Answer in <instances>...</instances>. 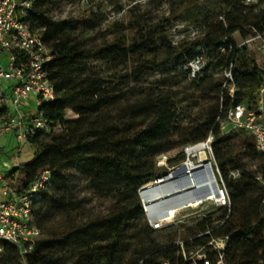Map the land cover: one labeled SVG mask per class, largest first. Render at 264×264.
I'll list each match as a JSON object with an SVG mask.
<instances>
[{
    "label": "trees",
    "instance_id": "16d2710c",
    "mask_svg": "<svg viewBox=\"0 0 264 264\" xmlns=\"http://www.w3.org/2000/svg\"><path fill=\"white\" fill-rule=\"evenodd\" d=\"M29 1L26 16L18 11L16 19L39 32L49 47L45 68L54 92V99L36 110L47 124L79 102L74 119L50 126L66 137L99 135L101 140L88 153L76 145L60 149L65 157L37 174L33 169L48 150L38 139L49 125L26 138L36 143L32 159L11 169L3 181L22 194L49 170V183L32 210L41 235L24 260L16 245L2 243L0 264H190L182 250L188 254L199 247L214 263L216 251L207 243L219 237H227L224 264H264V188L255 178H264V155L244 129L224 132L220 124L229 108L251 107L264 84V55L243 43L264 32V8L249 16L246 0H169L168 21L187 16L201 27L194 38L173 44L163 25L151 23L144 12H131L125 23L115 22L96 39L90 34L96 16L55 19L52 13L62 0ZM153 1L155 7L162 4ZM198 56L203 66L191 76L189 62ZM98 62L108 66V74ZM158 70L156 78L144 81ZM6 115L7 109H0V118ZM210 136L214 168L230 206L153 228L139 191L167 172L156 164L157 157ZM183 160L180 154L172 161ZM90 199L106 205L81 220Z\"/></svg>",
    "mask_w": 264,
    "mask_h": 264
},
{
    "label": "built area",
    "instance_id": "2783aa9c",
    "mask_svg": "<svg viewBox=\"0 0 264 264\" xmlns=\"http://www.w3.org/2000/svg\"><path fill=\"white\" fill-rule=\"evenodd\" d=\"M30 7L29 0H0V55L5 52L8 58L6 68L0 66V80L12 82L10 94L0 92V109H11L13 112L11 118L2 122L0 129L13 131L19 144H22L29 136L41 130H47L46 121L41 113L36 110L29 115L23 111V108L28 105L30 96L35 97L37 106L54 99L53 87L45 68L46 63L51 59L50 49L39 32L32 31L28 24L16 19V12L19 11L26 16ZM243 43L247 45L256 43L258 50L264 55V32L247 37ZM203 63L200 56L189 62L191 76L201 69ZM225 77L227 80H232L228 71L225 72ZM233 88L231 85L230 92ZM224 122L230 124L232 128H241L248 132L254 140L256 149L264 155V84L260 87L251 107L237 104L229 108L226 117L220 120V124ZM211 140L210 136L205 142L208 143ZM231 174L237 175L236 172ZM49 178V170H43L24 193L17 194L4 183L0 173V182H2L0 187L2 194V199H0V254L3 252L2 243L4 242L16 245L23 260L26 253L33 249L34 243L41 235L40 229L33 221V202L49 183ZM218 178L221 186L216 190L215 207L230 206L225 184L219 175ZM255 178L264 188L262 175L257 174ZM262 202L264 204V196ZM155 217L149 225L153 228L162 227L164 221L160 215H155ZM226 239L227 237L213 238L207 243L216 251L214 263L207 258L205 253L201 252V247L188 254L182 250L184 260L190 264H224L223 249ZM162 264L170 263L164 261Z\"/></svg>",
    "mask_w": 264,
    "mask_h": 264
},
{
    "label": "rangeland",
    "instance_id": "374dc122",
    "mask_svg": "<svg viewBox=\"0 0 264 264\" xmlns=\"http://www.w3.org/2000/svg\"><path fill=\"white\" fill-rule=\"evenodd\" d=\"M246 3L249 5V9L246 12V14L249 16L257 14L259 10L264 8V0H246ZM200 4L203 5V2H200ZM131 12H144L145 16L151 23H161L168 33V38L173 44H177L183 40L194 38L201 31V27L195 25L192 22L191 18L187 16L183 19L168 21L167 18L171 14V4L169 0H162V4L160 7H155V3L153 0H119V3L117 5L113 3V0H62L54 9L52 16L55 19L66 17L94 18V16H96L98 19H96L90 34L93 38L101 39L103 32H105L106 29H112L115 22L125 23L130 18ZM251 47L258 50L256 43L251 45ZM97 65L98 67H100L101 71L104 72V74L109 73L108 66L100 62H98ZM161 72L162 70H158L154 74L146 76L144 78V81H151L159 74H161ZM29 103H31L32 111H35L37 108V104H35V100L33 97L29 99ZM79 109L80 103L72 102L67 107L63 108L61 113H57L56 115H53V118L48 119L47 124L49 125V129L47 133H43V135L38 139L41 140L44 144L48 145V150L45 152V155L37 161V163H39L40 165H37V167L33 169L35 173L38 174L40 168L45 165L56 164L61 161L63 157H65V154L60 152V149L62 148L76 145L80 153H88L98 145L101 140V137L99 135H88L83 139H78L74 136L66 137L62 133H60L58 129L50 126V122H55V124H57V122H67L74 119ZM221 128L222 131L227 132L232 127L227 122H224L223 124H221ZM19 147L20 150L18 152ZM189 147L175 149L168 152L167 154L157 157L156 164L158 166H164L167 169V172L159 177L157 179V182L170 175L171 173H174V180L172 181V185L183 187L187 184V176L181 173H179V175L176 170L179 169L189 158L187 155V149ZM35 149V142H27L24 140L21 145H19V143L17 142V145L13 150V155H15L16 157L19 155V159L23 163H27L32 159ZM205 152L207 154V160L202 164L204 165L203 168H199L194 172V178H196L197 176V178L199 177V179H201L199 175H202L204 180L202 182H199V185L197 184L198 187L196 186L195 188L190 189L186 196L196 197L199 195H203L206 192V189H213L215 190L216 194V190L221 186L218 175L214 168V158L210 148V142H208ZM180 154H182L184 157V160L181 163L172 161L173 158ZM190 159L191 162H193L195 166H197L199 154L190 156ZM150 187L144 186L139 191L141 205L143 207L144 214L148 223H150L153 218H156L155 215L162 213L168 207L167 204H165L164 206L159 207L160 209L153 214L146 209L142 194L145 188ZM196 202L197 201L191 204H185L182 207H176L174 208V211H168L166 214L160 216L164 221L162 227L168 224L175 225L178 222L190 221V219L205 212L203 210L207 209L206 211H208L214 209L216 205L214 199L203 200L200 203ZM176 203H179V198L177 197L172 200V205H175ZM105 205L106 202L104 201L90 199L89 202L85 205V211L83 212L82 216H80V219L83 220L96 216L104 209ZM146 210L148 213L146 212ZM170 232L171 230H167L165 234ZM54 253L55 252H53V254Z\"/></svg>",
    "mask_w": 264,
    "mask_h": 264
},
{
    "label": "bare ground",
    "instance_id": "6f19581e",
    "mask_svg": "<svg viewBox=\"0 0 264 264\" xmlns=\"http://www.w3.org/2000/svg\"><path fill=\"white\" fill-rule=\"evenodd\" d=\"M207 144L208 143L203 142L201 144L191 146L187 149V155L189 158L185 163H183V165L179 169L176 170L178 174L181 173L187 176L188 179H187V184L185 186L180 187V186L172 185L173 184L172 181L174 180V173H171L165 178L159 180L158 182L156 181L157 183L155 182L151 184L152 186L151 185L147 186V187L151 186L150 188H145L143 190L142 197L146 205V209L150 213L153 214L157 212L160 209L159 207L164 206L165 204H167L168 207L166 206L167 208L162 213L159 214L160 216L166 214L168 211L171 210L174 211V208L176 207L177 208L182 207L185 204H191L195 201H197L196 203H200L203 200L214 199V201L217 202L215 190L213 189L211 190L206 189L205 190L206 192L203 195H199L196 197L186 196L190 189L195 188L199 182H202L204 180L202 175H199L201 179H199V177L197 178V176L196 178H194L195 176L194 172L199 168H203L204 165L202 164L205 163L207 160V154L205 152ZM194 154H199L197 166H195V164L191 162L190 159V156ZM176 197L179 198V203L172 205V200L175 199Z\"/></svg>",
    "mask_w": 264,
    "mask_h": 264
},
{
    "label": "crops",
    "instance_id": "0c3cea01",
    "mask_svg": "<svg viewBox=\"0 0 264 264\" xmlns=\"http://www.w3.org/2000/svg\"><path fill=\"white\" fill-rule=\"evenodd\" d=\"M8 63L7 54L4 52L0 55V66L6 68ZM12 89V82L6 81V80H0V92L4 94H10ZM34 98V96H30ZM23 111L29 115L33 114L35 111H32L31 103L28 102V105L23 108ZM13 116V112L11 109L7 110V115L0 118V125L2 122L7 119L11 118ZM17 142L19 143L18 139L16 138V135L13 131L3 130L0 129V173L4 177L11 169H13L18 164L23 163L19 159V155L16 157L13 155V150L15 149ZM21 145V144H19ZM20 150V147L18 149V152ZM2 186V182H0V187ZM0 199H2V194L0 191Z\"/></svg>",
    "mask_w": 264,
    "mask_h": 264
},
{
    "label": "water",
    "instance_id": "95a60500",
    "mask_svg": "<svg viewBox=\"0 0 264 264\" xmlns=\"http://www.w3.org/2000/svg\"><path fill=\"white\" fill-rule=\"evenodd\" d=\"M156 181H157V180H156ZM156 181H154L153 183H155ZM153 183H152V184H153ZM149 185H151V184H149ZM146 186H148V185H146Z\"/></svg>",
    "mask_w": 264,
    "mask_h": 264
}]
</instances>
